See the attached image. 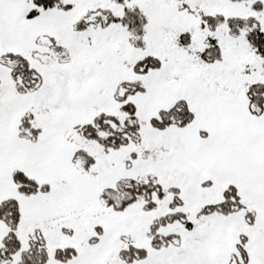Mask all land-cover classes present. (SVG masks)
Masks as SVG:
<instances>
[{
    "label": "snow or ice",
    "instance_id": "6c2138e0",
    "mask_svg": "<svg viewBox=\"0 0 264 264\" xmlns=\"http://www.w3.org/2000/svg\"><path fill=\"white\" fill-rule=\"evenodd\" d=\"M0 264H264V0H0Z\"/></svg>",
    "mask_w": 264,
    "mask_h": 264
}]
</instances>
